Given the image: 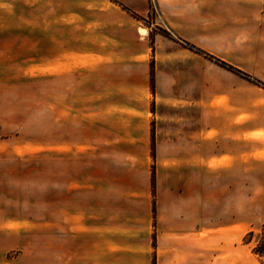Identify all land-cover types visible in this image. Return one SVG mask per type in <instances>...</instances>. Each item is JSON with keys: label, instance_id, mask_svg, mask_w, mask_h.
Instances as JSON below:
<instances>
[{"label": "crops", "instance_id": "1", "mask_svg": "<svg viewBox=\"0 0 264 264\" xmlns=\"http://www.w3.org/2000/svg\"><path fill=\"white\" fill-rule=\"evenodd\" d=\"M114 1L138 16L149 10V0ZM154 1L176 35L236 71L161 43L153 90L147 49L119 64L133 73L100 59L82 70L94 88L80 98L93 97L74 121L72 69L50 70L49 264H264L249 235L264 224L250 219L249 197L250 132L264 130V109L250 106L241 75L264 84V0ZM107 3L116 8L109 0H0V65H69L74 33L90 16L103 19ZM42 50L47 62H26ZM201 59L226 79L211 77ZM14 130L17 146L0 147V157H20V128L3 129Z\"/></svg>", "mask_w": 264, "mask_h": 264}, {"label": "rangeland", "instance_id": "2", "mask_svg": "<svg viewBox=\"0 0 264 264\" xmlns=\"http://www.w3.org/2000/svg\"><path fill=\"white\" fill-rule=\"evenodd\" d=\"M109 1L117 3L118 6L116 5L115 8L107 3L108 7L103 19L98 21L97 18L90 16V25L86 30H83V33H74V47L72 51H67L69 65L22 66L20 61L10 65H0V147L15 148L17 132L14 130L6 133L3 129L20 128V157H0V225L6 224L0 227V264H49L48 176L52 164L47 155L50 70L54 72L66 68L72 69L69 76V82L73 87L70 109L73 120L80 121L86 117V112L90 109L82 107L81 104L88 105V98L93 96L80 98L79 91L81 89L91 91L94 88L91 83L86 85V82L81 80L82 75L91 74V71L86 70L83 74L82 70L85 68L92 69L101 63L100 59H104L105 64H118L112 65V68L118 70V74L133 73L135 68L119 64L144 54L147 49L145 57L149 59L148 74L150 86L154 90L156 49L161 47V43L185 48L192 46L197 49L171 30L167 22L162 19L154 0H149L148 13L143 17L139 16L141 19L136 18L134 12L123 4L114 0ZM136 27L146 29L147 36L141 38L140 35H136ZM57 52L59 54V51ZM60 52L64 53V51ZM29 53L31 58L26 62H47L49 57V51L45 50L29 51ZM197 53L223 67L216 62L221 61L220 59L205 51L199 50ZM201 61L210 66L208 73L211 77L226 79L224 75L212 70V64L202 59ZM202 69L204 70V67ZM249 78L259 81L256 78ZM248 81L250 106L254 109H264V89ZM150 108L153 109L154 105L150 104ZM262 116L261 112L260 117ZM32 155L39 157H29ZM249 159L250 219L256 216L260 219L264 217V130L250 132ZM87 164L90 162L88 161ZM74 165L70 167H75ZM154 168L155 166L151 167V172L155 185ZM154 193L155 189H153ZM252 230L250 228L249 235L255 237L253 250L261 255L264 253V224L254 232Z\"/></svg>", "mask_w": 264, "mask_h": 264}, {"label": "trees", "instance_id": "3", "mask_svg": "<svg viewBox=\"0 0 264 264\" xmlns=\"http://www.w3.org/2000/svg\"><path fill=\"white\" fill-rule=\"evenodd\" d=\"M125 9H126V8H125ZM126 10L129 11L128 9H126ZM129 12H130V11H129ZM133 15L136 16V18L141 19V17L137 16L136 14L133 13ZM189 48H191L192 50H195V51L199 52V50L195 49V48L192 47V46H189ZM216 62H218V64H220L221 66H223V67H225V68H227V69H229V70H231V71H233V72L236 71L234 68H232V67L229 66V65H226V64H225L224 62H222V61H216ZM241 75H242L243 77L247 78L248 80L252 81V82H253L254 84H256L257 86H259V87H261V88L264 89V84L261 83L260 81H257V80H254V79H250V78H249L247 75H245V74H241Z\"/></svg>", "mask_w": 264, "mask_h": 264}, {"label": "bare ground", "instance_id": "4", "mask_svg": "<svg viewBox=\"0 0 264 264\" xmlns=\"http://www.w3.org/2000/svg\"><path fill=\"white\" fill-rule=\"evenodd\" d=\"M141 32H143V31H141Z\"/></svg>", "mask_w": 264, "mask_h": 264}]
</instances>
